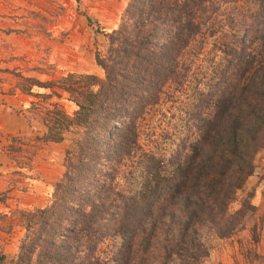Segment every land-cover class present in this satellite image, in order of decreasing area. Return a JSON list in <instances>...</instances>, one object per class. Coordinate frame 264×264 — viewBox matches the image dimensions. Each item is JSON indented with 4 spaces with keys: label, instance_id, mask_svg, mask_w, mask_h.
<instances>
[{
    "label": "trees",
    "instance_id": "trees-1",
    "mask_svg": "<svg viewBox=\"0 0 264 264\" xmlns=\"http://www.w3.org/2000/svg\"><path fill=\"white\" fill-rule=\"evenodd\" d=\"M104 35L102 83L57 81L76 109L48 104L38 139L69 136L63 173L0 264H200L254 209L231 206L264 146V0H128Z\"/></svg>",
    "mask_w": 264,
    "mask_h": 264
},
{
    "label": "rangeland",
    "instance_id": "rangeland-1",
    "mask_svg": "<svg viewBox=\"0 0 264 264\" xmlns=\"http://www.w3.org/2000/svg\"><path fill=\"white\" fill-rule=\"evenodd\" d=\"M128 0H0V99L14 100L15 110L23 112L35 133L12 140L10 150L19 168L11 183L24 189L26 179L50 184L49 200L54 184L63 173L64 151L69 136L61 142H44L46 128L43 112L52 102H58L71 114L76 105L69 94L57 87V81L69 73L91 74L99 84L103 69L95 54L104 51L105 33L119 24ZM26 78L38 80L44 86L31 85ZM49 82L54 87H47ZM51 94L44 99L35 93ZM170 104L158 106L147 122L158 130L166 126L162 112ZM24 106V107H23ZM14 110V109H13ZM42 130V133H41ZM255 170L238 193L232 210L244 199L253 210L247 213L245 228L226 238L209 237V254L200 264H264V146L255 156ZM6 194H0L3 201ZM50 202V201H49ZM5 203V202H4ZM47 205V204H46ZM20 208L8 205L0 211V254L12 257L18 251L25 234ZM253 230L257 234L253 238Z\"/></svg>",
    "mask_w": 264,
    "mask_h": 264
},
{
    "label": "crops",
    "instance_id": "crops-1",
    "mask_svg": "<svg viewBox=\"0 0 264 264\" xmlns=\"http://www.w3.org/2000/svg\"><path fill=\"white\" fill-rule=\"evenodd\" d=\"M16 105L12 99H0V194H6L5 199L0 201V211L7 209L8 205L20 208L43 207L50 201V184H46L48 182L28 178L24 189H18L11 183L19 171H24L19 168L14 153L10 150L12 140L35 133L23 112L15 110Z\"/></svg>",
    "mask_w": 264,
    "mask_h": 264
}]
</instances>
